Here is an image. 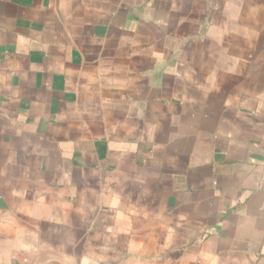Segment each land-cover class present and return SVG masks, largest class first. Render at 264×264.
<instances>
[{
  "label": "crops",
  "instance_id": "1",
  "mask_svg": "<svg viewBox=\"0 0 264 264\" xmlns=\"http://www.w3.org/2000/svg\"><path fill=\"white\" fill-rule=\"evenodd\" d=\"M0 264H264V0H0Z\"/></svg>",
  "mask_w": 264,
  "mask_h": 264
},
{
  "label": "rangeland",
  "instance_id": "2",
  "mask_svg": "<svg viewBox=\"0 0 264 264\" xmlns=\"http://www.w3.org/2000/svg\"><path fill=\"white\" fill-rule=\"evenodd\" d=\"M231 5H234L233 2H230V5H229V6H231ZM232 34H233V33H232ZM224 35L227 37L226 34H224ZM231 36H232V35H231ZM223 37H224V36H223ZM238 37H239L238 39H240V38H241V34H238ZM227 38H228V37H227ZM228 39H230V38H228ZM233 40H234V39H233ZM237 42H238V41H237Z\"/></svg>",
  "mask_w": 264,
  "mask_h": 264
}]
</instances>
